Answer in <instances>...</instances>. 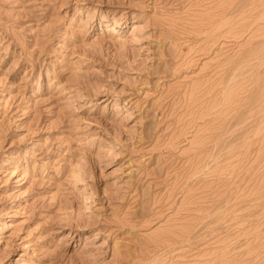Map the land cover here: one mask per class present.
<instances>
[{
  "label": "rangeland",
  "instance_id": "1",
  "mask_svg": "<svg viewBox=\"0 0 264 264\" xmlns=\"http://www.w3.org/2000/svg\"><path fill=\"white\" fill-rule=\"evenodd\" d=\"M0 264H264V0H0Z\"/></svg>",
  "mask_w": 264,
  "mask_h": 264
},
{
  "label": "bare ground",
  "instance_id": "2",
  "mask_svg": "<svg viewBox=\"0 0 264 264\" xmlns=\"http://www.w3.org/2000/svg\"><path fill=\"white\" fill-rule=\"evenodd\" d=\"M112 26V25H111Z\"/></svg>",
  "mask_w": 264,
  "mask_h": 264
}]
</instances>
